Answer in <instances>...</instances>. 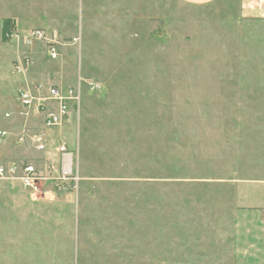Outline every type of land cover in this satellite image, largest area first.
<instances>
[{
  "label": "rangeland",
  "instance_id": "obj_1",
  "mask_svg": "<svg viewBox=\"0 0 264 264\" xmlns=\"http://www.w3.org/2000/svg\"><path fill=\"white\" fill-rule=\"evenodd\" d=\"M242 3L0 0V164L65 144L80 178L0 180V264H264V6ZM36 82L81 89L42 151L16 141Z\"/></svg>",
  "mask_w": 264,
  "mask_h": 264
},
{
  "label": "built area",
  "instance_id": "obj_2",
  "mask_svg": "<svg viewBox=\"0 0 264 264\" xmlns=\"http://www.w3.org/2000/svg\"><path fill=\"white\" fill-rule=\"evenodd\" d=\"M34 36L42 37L43 31H34ZM49 54L52 58H56L58 53L55 46L48 47ZM30 65V60L25 58L19 61L14 70L17 74H24ZM92 89H100L98 84H92ZM17 98L20 103V115L25 121L16 141L24 143L30 139L37 150H45L46 141L44 130H50L60 127L70 116L74 107H78L81 101V89L79 85H68L63 87L57 84L46 82H36L26 84L18 89ZM4 117H10L9 112L4 113ZM30 119L40 120L41 129L32 135L29 133L27 121ZM1 136H6L5 130L0 131ZM59 158L55 162L45 163L43 165H35L33 162H15L9 161L0 164V180L16 183L22 189L31 193H38L39 184L47 178L43 175L45 172L55 171L56 178L61 180H71V188L77 189L79 176L74 171L73 152L69 151L65 144L56 147Z\"/></svg>",
  "mask_w": 264,
  "mask_h": 264
},
{
  "label": "crops",
  "instance_id": "obj_3",
  "mask_svg": "<svg viewBox=\"0 0 264 264\" xmlns=\"http://www.w3.org/2000/svg\"><path fill=\"white\" fill-rule=\"evenodd\" d=\"M182 1H185L188 3H206V2H211L214 0H182ZM262 6H264V0H243V3H242V7L244 9H247V10H251V9L262 7ZM27 123H28V121H27ZM24 125H25V123H24ZM27 126H28V124H27ZM37 151H42V150H37ZM18 188L22 189L19 185H18ZM22 190H24V189H22Z\"/></svg>",
  "mask_w": 264,
  "mask_h": 264
}]
</instances>
